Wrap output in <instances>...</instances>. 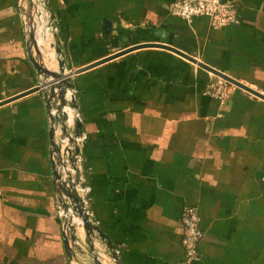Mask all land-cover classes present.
<instances>
[{
    "label": "crops",
    "instance_id": "0c3cea01",
    "mask_svg": "<svg viewBox=\"0 0 264 264\" xmlns=\"http://www.w3.org/2000/svg\"><path fill=\"white\" fill-rule=\"evenodd\" d=\"M46 1L69 72L167 45L264 95V0H239L237 23L216 31L172 16L176 0ZM72 79L91 211L121 264H183L187 206L204 233L193 264H264L263 100L237 88L221 104L206 94L208 72L160 48ZM40 83L16 0H0V102ZM50 128L41 91L0 107V264H70Z\"/></svg>",
    "mask_w": 264,
    "mask_h": 264
},
{
    "label": "built area",
    "instance_id": "2783aa9c",
    "mask_svg": "<svg viewBox=\"0 0 264 264\" xmlns=\"http://www.w3.org/2000/svg\"><path fill=\"white\" fill-rule=\"evenodd\" d=\"M238 1L239 0H176L169 6V12L172 16L180 18L189 24H192L197 18H206L209 21L210 29L216 31L237 23ZM34 3L35 8H37V10H35L37 19L33 18L34 24L36 25V36L38 35V24L41 23L39 17L43 16L45 28L49 30L50 33L51 42V39L55 38L59 30L57 26L54 25L52 16L47 7L48 3L46 0H35ZM210 75L212 79L207 87L206 94L217 99L221 104H225L237 87L219 77L212 74ZM72 95L75 96V93L72 92L70 94L68 105L65 108V112L68 115L65 122L66 133L64 134L62 132L60 125L56 131V143L60 148V152L56 154V160L58 162L57 168L61 176V182L64 184L65 188L77 195L79 200L77 205H80L85 213L93 216L91 211L92 188L87 181L85 158L81 152L86 142V136L83 133L81 135L76 133L77 123L81 122L82 119L80 113L70 105L72 102ZM77 150H79V153H77ZM63 199L71 207L74 206L67 197L64 196ZM57 204V215L59 220L61 221L67 217L71 226L76 227V232H71V236L74 238V241H72V245L75 247L74 249L79 254L83 253V250L86 251V236L83 221L75 216L71 207L69 208L68 215H66L63 206L59 202H57ZM181 220L184 227L183 264H193L199 260L200 255L198 247L204 236L200 228L201 218L198 209L191 206L185 207L182 212ZM94 245L98 257L106 259L107 256L102 250L98 239H94ZM71 264L80 263L74 260Z\"/></svg>",
    "mask_w": 264,
    "mask_h": 264
},
{
    "label": "water",
    "instance_id": "95a60500",
    "mask_svg": "<svg viewBox=\"0 0 264 264\" xmlns=\"http://www.w3.org/2000/svg\"><path fill=\"white\" fill-rule=\"evenodd\" d=\"M29 2V27L31 28L29 31V40L27 41L26 45L31 46L35 50V54L32 51V49H28V58L37 72L38 76L41 78V83L36 88H33L25 93H22L18 96L12 97L10 99H7L5 101L0 102V107L5 106L6 104H9L11 102H14L16 100H19L25 96H29L33 93L41 91L43 93L44 99L47 102V110L51 121V128H50V162L52 166V174L54 179V190H55V196L56 201L59 202L65 211V214L68 215L69 208L71 207L64 201L63 197H67L71 202L74 204L72 208L75 216L79 219H81L84 223V230H85V247H86V254L92 259V264H104L107 260L111 262L112 264H121L119 260V251L116 250L109 238L103 233L101 228L96 222V219L93 216L88 215L83 211L80 205H77L79 203L78 197L76 194L72 193L70 190L66 189L64 184L61 182V176L58 171V162L56 160V154L60 152V148L58 147L56 143V131L58 126H61L62 132L66 133V126L65 122L68 118L67 113L65 112V108L68 105V98L72 92H74V84H73V77L79 74H82L84 72H87L93 68H96L98 66H101L103 64H106L108 62H111L113 60H116L122 56H125L131 52H134L136 50H141L145 48H160L164 49L166 51H170L176 55H179L180 57H183L184 59L192 62L193 64L197 65L201 69L205 70L208 73H211L212 75L219 77L228 83L236 86L240 90H243L249 94L254 95L255 97L261 99L264 101V95L254 91L253 89L249 88L242 82L232 78L231 76L227 75L226 73L211 67L210 65L198 61L197 59H194L193 57L182 53L176 48L167 46V45H153V44H143L138 45L135 47H131L127 50L120 51L114 55H111L110 57H107L105 59H102L96 63H93L91 65H88L82 69H79L75 72H69L67 70L66 61L65 60H56L58 64V71H53L48 69L44 65V57L42 54V50L39 48L37 43V36H36V30L34 29V21H33V10H32V0H28ZM73 108L76 110L78 109L76 106V98L72 95V102L70 104ZM82 123L78 122L76 126V133L78 135L82 134ZM77 153H79V150H77ZM61 224V231H62V237H63V244H64V250L66 255L68 256L70 261L76 260V255L74 251V246L72 245V241H74V238L71 236V232H76V227L71 226L69 223V220L67 217H65L63 220L60 221ZM94 239H98L102 241V243L108 242L110 247L109 253L105 254L107 256L106 259H102L98 257L96 253V247L94 245Z\"/></svg>",
    "mask_w": 264,
    "mask_h": 264
},
{
    "label": "rangeland",
    "instance_id": "374dc122",
    "mask_svg": "<svg viewBox=\"0 0 264 264\" xmlns=\"http://www.w3.org/2000/svg\"><path fill=\"white\" fill-rule=\"evenodd\" d=\"M34 1L35 0H32V10H33L32 15H33L34 19L35 18L37 19L36 12H35V10H37V8H35ZM16 3H17V6H18V12L20 14V19H21V22H22V33H23V37H24L25 46L27 47V49H32V51L35 54V50L31 46L29 47V46L26 45L27 41L29 40V31H30L29 28H28L29 27V24H30V22L28 20V18H29V16H28V14H29V12H28V10H29V2H28V0H16ZM47 7H48V5H47ZM54 25H56V24L54 23ZM55 39H56V36H55L54 39H51V42H52L51 43V49L54 50V52L56 54V59L59 60V56H57L56 49L54 47ZM42 54H43V57H44V52H42ZM46 60H47L48 63L50 62L48 59H46ZM55 66H56V64H55ZM57 66H58V64H57ZM55 69H56V67H55ZM209 74H211V73H209ZM74 251H75V249H74ZM83 253L86 254V251L83 250ZM72 262L73 261H70V264ZM89 264H92V259L91 258L89 259ZM104 264H112V263L107 260L106 262H104Z\"/></svg>",
    "mask_w": 264,
    "mask_h": 264
},
{
    "label": "bare ground",
    "instance_id": "6f19581e",
    "mask_svg": "<svg viewBox=\"0 0 264 264\" xmlns=\"http://www.w3.org/2000/svg\"><path fill=\"white\" fill-rule=\"evenodd\" d=\"M41 20V23L38 24V35H37V43L39 48L42 50V52H44V65L50 69V70H57V61H56V54L54 52V50L51 49V43L50 42V33L49 30H47L45 28V22H44V17H39V21ZM29 30L32 28L28 27ZM36 28V25L34 24V29ZM48 59L50 62L48 63L47 60ZM54 62V63H53ZM56 64V66H55Z\"/></svg>",
    "mask_w": 264,
    "mask_h": 264
}]
</instances>
